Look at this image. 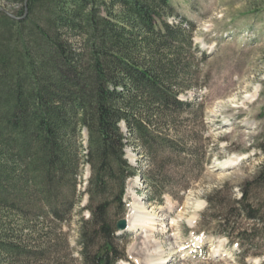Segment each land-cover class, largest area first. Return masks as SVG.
I'll return each mask as SVG.
<instances>
[{
	"label": "trees",
	"instance_id": "1",
	"mask_svg": "<svg viewBox=\"0 0 264 264\" xmlns=\"http://www.w3.org/2000/svg\"><path fill=\"white\" fill-rule=\"evenodd\" d=\"M21 3L14 17L0 10V261L23 264L25 232L66 223L86 195L83 264H118L126 252L113 216L125 208L126 180L138 174L124 159L120 123L152 162L162 149L192 154L156 129L186 111L179 96L195 88L194 25L168 22L180 17L170 0ZM84 166L90 177L82 192ZM147 183L162 204L158 174ZM207 201L204 217L222 208ZM249 204L244 193L229 216L253 227L239 229L231 219L227 226L230 239L253 249L264 238V204Z\"/></svg>",
	"mask_w": 264,
	"mask_h": 264
},
{
	"label": "rangeland",
	"instance_id": "2",
	"mask_svg": "<svg viewBox=\"0 0 264 264\" xmlns=\"http://www.w3.org/2000/svg\"><path fill=\"white\" fill-rule=\"evenodd\" d=\"M170 2L180 15L170 18V24L183 18L194 25L198 73L195 88L179 96L188 104L186 111L171 124L159 125L156 133L172 139L177 148H191L192 154L162 149L152 162L120 123L127 137L124 159L138 174L126 180L125 208L113 216L114 225L127 219L130 210L157 219L135 232L128 226L117 232L126 252L118 264H264V238L255 240L253 249L243 243L242 248L239 240L229 238L227 226L231 219L239 229L253 227L244 216H229L244 193L252 208L264 204V184L258 182L264 170V0ZM21 6V0H0V10L9 13ZM83 134L87 140V132ZM156 173L166 191L162 204L152 200L155 194L147 183ZM89 177L90 167L84 166L82 192ZM208 198L223 205L204 217ZM87 204L85 195L66 223L39 224L42 232L34 236L33 229L26 231L30 258L22 259L23 264H83L80 231L82 220L90 217L82 211ZM0 264L19 263L1 257Z\"/></svg>",
	"mask_w": 264,
	"mask_h": 264
},
{
	"label": "bare ground",
	"instance_id": "3",
	"mask_svg": "<svg viewBox=\"0 0 264 264\" xmlns=\"http://www.w3.org/2000/svg\"><path fill=\"white\" fill-rule=\"evenodd\" d=\"M143 213V214H142ZM139 214V216H138ZM145 212H135L133 210H130L129 215L127 217V223L129 227V231H137L139 227H142L144 224H146L148 221L152 220L154 221L157 218L151 219L148 215H144Z\"/></svg>",
	"mask_w": 264,
	"mask_h": 264
},
{
	"label": "water",
	"instance_id": "4",
	"mask_svg": "<svg viewBox=\"0 0 264 264\" xmlns=\"http://www.w3.org/2000/svg\"><path fill=\"white\" fill-rule=\"evenodd\" d=\"M8 13V12H7ZM10 16H13L12 14L8 13ZM14 17V16H13ZM127 226H128V223H127V220L126 219H122L120 220L117 225H116V228L118 231L120 232H123V231H126L127 230Z\"/></svg>",
	"mask_w": 264,
	"mask_h": 264
}]
</instances>
